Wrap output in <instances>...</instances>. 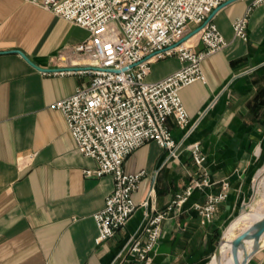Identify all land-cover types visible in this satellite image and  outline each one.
Masks as SVG:
<instances>
[{
  "label": "crops",
  "instance_id": "0c3cea01",
  "mask_svg": "<svg viewBox=\"0 0 264 264\" xmlns=\"http://www.w3.org/2000/svg\"><path fill=\"white\" fill-rule=\"evenodd\" d=\"M253 1L235 0L213 13L210 21L227 45L201 62L204 81L180 91L190 133L185 137L186 130L168 117L177 143L174 154L147 141L125 158V172L145 171L133 193L137 208L125 226L97 244L93 214L103 208L113 178L84 175L97 164L76 150L62 111L53 107L91 80L84 71L87 59L72 54L90 33L27 0H0V264H144L127 248L140 236L147 216L165 210L194 176L188 149L194 141L205 154L212 184L195 189L180 210L166 212L162 236L146 264L207 263L264 165V3ZM249 6L247 39L241 40L232 21ZM195 27L190 24L188 32ZM185 43L197 50L203 46L197 34ZM16 50L38 66L75 69L39 71ZM180 67L175 55L157 59L146 80L157 81ZM223 181L229 183L228 196L214 219L203 224L193 203L203 201L208 191L219 192ZM248 264H264V243Z\"/></svg>",
  "mask_w": 264,
  "mask_h": 264
},
{
  "label": "built area",
  "instance_id": "2783aa9c",
  "mask_svg": "<svg viewBox=\"0 0 264 264\" xmlns=\"http://www.w3.org/2000/svg\"><path fill=\"white\" fill-rule=\"evenodd\" d=\"M84 27L89 36L72 48V54L87 59L91 75L85 86L53 105L63 114L76 150L97 164L84 175L113 178V189L103 208L93 214L97 225L95 242L100 244L127 223L137 206L133 193L139 188L144 170L127 173L124 160L137 147L154 141L174 154L177 143L167 126L168 117L186 131L190 118L180 91L195 81H204L201 62L227 45L215 22L200 29V50L185 42L172 46L188 33V26L204 22L213 9L227 0H27ZM264 3L254 0L252 5ZM251 6L232 21L234 36L247 39ZM175 55L181 67L170 75L147 81L150 64ZM111 69V70H107ZM117 70V71H114ZM57 72V71H56ZM59 71L58 73H70ZM191 161L196 167L190 182L171 198L165 210L149 214L140 236L130 242L128 255L148 263L162 234L166 212L180 210L195 189L211 186L204 169L205 154L199 142L189 143ZM219 192L205 193L203 201L193 203L203 224L211 222L220 202L228 196L229 183L223 181ZM152 188L141 205L147 207Z\"/></svg>",
  "mask_w": 264,
  "mask_h": 264
},
{
  "label": "water",
  "instance_id": "95a60500",
  "mask_svg": "<svg viewBox=\"0 0 264 264\" xmlns=\"http://www.w3.org/2000/svg\"><path fill=\"white\" fill-rule=\"evenodd\" d=\"M232 1H235V0H227V2L223 3L222 5L218 6L215 9H213V11L209 14L208 18L204 22H202L201 24L196 26L194 29H192L191 31L186 33L184 37H182L179 41L173 43L172 46H176L179 43L185 42V40H187L188 38H190V37L196 35L197 33H199L200 29L204 26V24H206L208 21H210V19L212 18L213 13L215 12V10H217L221 6L227 5V3H230ZM16 52L19 53L25 60H27V62L29 64L33 65L39 71L55 72V71H60L62 69H66V70L75 69L74 67H70V68H59V67L50 68V67L38 66L37 64L32 62L30 60V58L27 55H25L22 51L16 50ZM107 70H111V69H107ZM111 71H113V70H111ZM114 71H117V70H114ZM242 208L235 215V217L221 231V235H220V237H219V239H218V241H217V243L215 245V249H214V252L212 254V256H214L216 259H219V257H220L221 242L224 239V230L226 229V227H228L231 224L232 221L235 220L236 216H238L241 213V211L246 210V208H244V207H242ZM249 209H250V207H249ZM249 209H247V210L249 211ZM240 224H242V222ZM239 225H237L235 227V229ZM232 236H233V238L229 242L230 254H231L232 261L234 262V264H248L249 259L251 258V256L254 253H256L262 247V244L264 243V242L261 241L262 237L264 236V214L261 215L258 219H256L253 222L249 223L248 226H246L244 228H241L238 231V233H235L233 231V235ZM250 240H251V244H250L251 247H250V250L248 251L246 249L245 244H246L247 241H250ZM240 250H242V252H243L241 256H240Z\"/></svg>",
  "mask_w": 264,
  "mask_h": 264
},
{
  "label": "bare ground",
  "instance_id": "6f19581e",
  "mask_svg": "<svg viewBox=\"0 0 264 264\" xmlns=\"http://www.w3.org/2000/svg\"><path fill=\"white\" fill-rule=\"evenodd\" d=\"M262 168L264 169V167ZM255 188H256L255 190L257 196L253 200V203L250 205L249 211L247 209L241 211V213L238 216H236L235 220L232 221L228 227H226V229L224 230V239L221 242L220 257L219 259H216L214 256H211V258L208 261V264H224V263L234 264L230 254L229 242L233 238L232 235L235 227L242 222L244 224L242 228H244L248 226L249 223L253 222L254 220L258 219L261 215L264 214V210H261V208H263L264 206V173H262V178L258 181ZM261 241L264 242V236L262 237ZM250 244H251V240L247 241L245 244L246 249L248 251L250 250L251 247ZM242 253H243L242 250H240V256L242 255Z\"/></svg>",
  "mask_w": 264,
  "mask_h": 264
},
{
  "label": "rangeland",
  "instance_id": "374dc122",
  "mask_svg": "<svg viewBox=\"0 0 264 264\" xmlns=\"http://www.w3.org/2000/svg\"><path fill=\"white\" fill-rule=\"evenodd\" d=\"M262 167H264V165L262 166ZM260 171V172H259ZM258 171V174H257V176L253 179V181H252V186H251V188H252V193H251V195L249 196V198H248V200H246V201H244L245 202V204L242 206V207H244V208H246V209H249V207H250V205L253 203V200L255 199V197L257 196V193H256V188H255V186L257 185V183H258V181L262 178V173H264L263 171H264V169H260ZM256 178H257V180H256ZM243 209V208H242ZM261 210H264V206H263V208H261ZM244 226V224L242 223V224H240L235 230H234V232L235 233H238V231L242 228ZM233 237V236H232ZM211 256H212V254H211ZM211 256H209L208 258H207V260H206V264H208V261H209V259L211 258ZM226 262V261H225ZM224 264H226V263H224Z\"/></svg>",
  "mask_w": 264,
  "mask_h": 264
}]
</instances>
